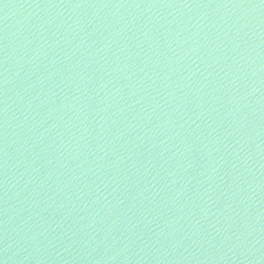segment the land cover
I'll list each match as a JSON object with an SVG mask.
<instances>
[{"label": "water", "instance_id": "water-1", "mask_svg": "<svg viewBox=\"0 0 264 264\" xmlns=\"http://www.w3.org/2000/svg\"><path fill=\"white\" fill-rule=\"evenodd\" d=\"M0 264H264V0H0Z\"/></svg>", "mask_w": 264, "mask_h": 264}]
</instances>
